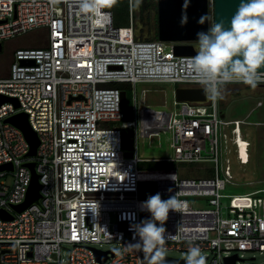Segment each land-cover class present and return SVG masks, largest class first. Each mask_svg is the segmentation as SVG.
Returning <instances> with one entry per match:
<instances>
[{
	"label": "built area",
	"instance_id": "2783aa9c",
	"mask_svg": "<svg viewBox=\"0 0 264 264\" xmlns=\"http://www.w3.org/2000/svg\"><path fill=\"white\" fill-rule=\"evenodd\" d=\"M0 20V42L37 28L46 35L45 45L18 47L9 74L0 77V92L21 103L0 104V164L13 163L0 170V209L14 214L0 215V264H63L64 247L69 264H101L100 243L113 245L105 264H154L151 253L126 245L139 239L131 226L148 212L141 202L156 192L181 201V211L170 210L165 221L167 252L198 245L209 264H227L234 254L231 264H239L245 250L264 254V186L228 191L241 182L234 163L242 172L251 163L249 128L259 122L251 113L228 117L221 97L175 99L177 109L167 110L145 104L146 88L138 94L144 81L199 84L190 65L195 54L175 52L176 44L197 49L198 40L141 37L135 0L127 26L115 25L104 2L85 11L80 0H0ZM260 76L264 82V72ZM122 83L132 85L131 118ZM22 110L41 139L31 158L22 129L5 121ZM162 133L171 135L170 156H141V144ZM27 159L37 162L41 203L17 212L13 204L26 199L32 180ZM157 162L161 166H145ZM188 162L208 164L203 175L186 176L180 164Z\"/></svg>",
	"mask_w": 264,
	"mask_h": 264
},
{
	"label": "clouds",
	"instance_id": "9594fccd",
	"mask_svg": "<svg viewBox=\"0 0 264 264\" xmlns=\"http://www.w3.org/2000/svg\"><path fill=\"white\" fill-rule=\"evenodd\" d=\"M80 7L85 11L95 10L102 8L103 2L80 0ZM186 20L185 14L182 23ZM204 21L202 16L200 22ZM197 39V51L190 65L194 78L209 99L220 98L222 87L231 82H242L255 88L261 79L260 71L264 70V0H240L229 27H225L223 21H216L207 31L197 32ZM172 178H175L174 174ZM141 204L150 215L131 226L134 237L139 239L128 242L126 247L151 253L154 264H169L164 246L165 221L170 210L181 211L178 194L165 199L156 192ZM183 261L184 264H206V257L198 245H190Z\"/></svg>",
	"mask_w": 264,
	"mask_h": 264
},
{
	"label": "rangeland",
	"instance_id": "374dc122",
	"mask_svg": "<svg viewBox=\"0 0 264 264\" xmlns=\"http://www.w3.org/2000/svg\"><path fill=\"white\" fill-rule=\"evenodd\" d=\"M121 24L129 23L128 16L125 13L121 15ZM145 24V23H144ZM155 27V28H154ZM151 27L155 31L156 26ZM140 36H148L151 30L150 27H140ZM46 44V35L42 29H33L24 34L12 37L3 41V50L0 51V77L6 76L10 72L11 63L13 61L14 51L21 46H42ZM178 85L174 82L160 81L150 82L144 81L137 84L138 94L141 96L142 89H147L146 102L151 107L167 110H176L175 89ZM221 104L224 113L230 118L244 117L250 114V119L258 121L259 124L254 127L250 126L249 132L251 139L254 141L253 155L250 165L246 172L240 171L238 164L234 163V171L238 174L237 185H232L228 188L229 192H245L254 190L264 186V94L251 88L250 85L242 82L228 83L221 89ZM128 105L127 112L129 118L132 117V99L131 91L128 89ZM262 101V105L258 106ZM170 133H162L160 139L155 138L152 143L145 142L141 144L140 152L143 157H168L171 154L170 148ZM208 163H182L184 169L182 172L186 176L203 175L201 168ZM146 167H155L153 163L145 164ZM176 169V168H173ZM254 171V172H253ZM174 173H176L174 171ZM252 180L253 184L244 183L242 181ZM97 246L101 249H110L113 245L109 243H100ZM178 250H170L167 254L171 256L184 257L186 254ZM245 260L239 264H264V254L258 250H245ZM63 264H69V249H63ZM209 264V262H206Z\"/></svg>",
	"mask_w": 264,
	"mask_h": 264
},
{
	"label": "water",
	"instance_id": "95a60500",
	"mask_svg": "<svg viewBox=\"0 0 264 264\" xmlns=\"http://www.w3.org/2000/svg\"><path fill=\"white\" fill-rule=\"evenodd\" d=\"M240 0H157L158 7V25L157 36L161 40L172 41H193L197 39V32L207 31L211 25L216 21H223L225 27H229L231 18L237 11ZM187 15L186 22L182 23L184 15ZM204 16L205 21L200 22V18ZM1 22V20H0ZM3 50V42H0V51ZM196 47L194 44H176L175 52L177 54H196ZM34 61V60H33ZM260 72H264L261 70ZM175 96L178 101H207L209 98L205 94L204 88L200 84L195 85H178L175 89ZM5 102H12L16 108L21 106L20 100L16 96H10L0 92V104ZM123 107L127 108V92L122 91ZM224 114V113H223ZM6 122L13 123L24 132L30 144L29 151L25 157L31 158L37 156L38 149L41 144L40 135L34 129L30 114L27 111H19L8 116ZM124 147H127V132H124ZM132 155V152H128ZM32 171V180L27 192L26 199L18 204H13V208L17 212H23L34 203H41L42 197L41 188L42 182L40 180V173L36 170V160L27 159L24 163ZM13 168L12 162L0 164V170ZM0 215L5 219H14V214L0 209ZM149 212H145L144 216H149ZM101 264H105L109 251L95 248ZM113 254L117 253L116 249L112 250ZM206 260H207V256ZM238 255L234 254L226 258L227 264L236 263ZM166 260L169 264H184L183 257L167 255Z\"/></svg>",
	"mask_w": 264,
	"mask_h": 264
},
{
	"label": "trees",
	"instance_id": "16d2710c",
	"mask_svg": "<svg viewBox=\"0 0 264 264\" xmlns=\"http://www.w3.org/2000/svg\"><path fill=\"white\" fill-rule=\"evenodd\" d=\"M140 3V7L142 8H149L152 4H155L152 0H138ZM104 6L107 9H111L114 12V23L116 26H127L130 23V0H108V2H104ZM122 13H125L128 16L129 23L127 25L121 24V15ZM147 37H158L157 32L155 35L152 36H147ZM120 86L123 87L124 90L128 93V89L131 91V99L133 97V92H132V85L128 83H122ZM128 98V94H127ZM128 101V100H127ZM156 167L161 166L160 163H153Z\"/></svg>",
	"mask_w": 264,
	"mask_h": 264
},
{
	"label": "flooded vegetation",
	"instance_id": "af4514ba",
	"mask_svg": "<svg viewBox=\"0 0 264 264\" xmlns=\"http://www.w3.org/2000/svg\"><path fill=\"white\" fill-rule=\"evenodd\" d=\"M152 1L155 2V4H152L149 8H143V7L141 8L139 1L135 0V11H136V16H137V22H136L137 29H139L140 27L145 28L147 25L148 27H150V30H151L150 31L151 33L148 34V36L155 35V33L157 32V25H158L157 0H152ZM154 26H156L155 31L153 30V28H151ZM251 88H253V87H251ZM254 89H256L257 91H260L261 93L264 94V82L257 83V85Z\"/></svg>",
	"mask_w": 264,
	"mask_h": 264
},
{
	"label": "snow or ice",
	"instance_id": "6c2138e0",
	"mask_svg": "<svg viewBox=\"0 0 264 264\" xmlns=\"http://www.w3.org/2000/svg\"><path fill=\"white\" fill-rule=\"evenodd\" d=\"M102 2H105L106 3V2H108V0H102Z\"/></svg>",
	"mask_w": 264,
	"mask_h": 264
}]
</instances>
